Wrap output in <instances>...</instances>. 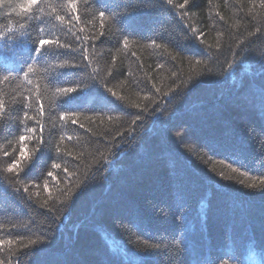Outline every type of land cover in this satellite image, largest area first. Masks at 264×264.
<instances>
[{"label": "trees", "instance_id": "16d2710c", "mask_svg": "<svg viewBox=\"0 0 264 264\" xmlns=\"http://www.w3.org/2000/svg\"><path fill=\"white\" fill-rule=\"evenodd\" d=\"M27 2L0 0V264H264V0Z\"/></svg>", "mask_w": 264, "mask_h": 264}, {"label": "snow or ice", "instance_id": "6c2138e0", "mask_svg": "<svg viewBox=\"0 0 264 264\" xmlns=\"http://www.w3.org/2000/svg\"><path fill=\"white\" fill-rule=\"evenodd\" d=\"M169 2L171 3V0H169ZM187 2V0H186ZM39 3V0H28L27 4L25 5H21L20 7L23 9V10H31V8L35 5H37ZM74 10L76 9V4L75 3H71L70 5ZM180 7H184L183 4L180 5ZM57 19H59L60 21H64V17L63 16H58ZM76 19H79V17L77 16ZM127 43V42H125ZM39 46H40V49L41 50H44L46 48L48 49H59V48H70L69 45H65V44H61L60 41L58 39H40L39 40ZM72 51H78V49H72ZM78 65H73L69 60H65L63 61L62 63H60L59 65H57L56 67H59V68H66V67H77ZM33 71L32 68H29V72ZM96 69L93 68V72H95ZM78 91V88L76 87H68V88H62V87H58L55 89V92L53 93V95L55 97H59V96H68L70 95L71 93H74ZM109 91H111V89H109ZM115 94V93H113ZM67 119H72L71 116L67 117ZM34 131V130H33ZM20 140L21 141H26L27 140V137L25 136H21L20 137ZM28 152L26 149L22 150L21 153H20V156H21V159H24V158H27L28 157ZM20 165V161H16L14 163H12L9 168H8V171H14L16 169H18ZM54 167L56 168H59L60 165L57 164V165H54ZM51 175V173H50ZM227 178H230V177H227ZM260 185H264V181H260L259 182ZM250 187H257V184L254 182L253 184L249 185ZM70 190H69V196H70ZM8 243H11V241H9ZM30 243H36V241H30ZM252 264H257V262L255 261V259L252 260Z\"/></svg>", "mask_w": 264, "mask_h": 264}]
</instances>
